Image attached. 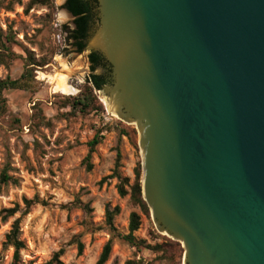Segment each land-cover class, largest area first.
I'll return each instance as SVG.
<instances>
[{"label": "water", "instance_id": "1", "mask_svg": "<svg viewBox=\"0 0 264 264\" xmlns=\"http://www.w3.org/2000/svg\"><path fill=\"white\" fill-rule=\"evenodd\" d=\"M55 0L66 52L139 132L141 195L183 264H264V0H96L82 51Z\"/></svg>", "mask_w": 264, "mask_h": 264}, {"label": "rangeland", "instance_id": "2", "mask_svg": "<svg viewBox=\"0 0 264 264\" xmlns=\"http://www.w3.org/2000/svg\"><path fill=\"white\" fill-rule=\"evenodd\" d=\"M0 29L12 37L5 64L0 65V80L19 78L26 64L34 69L25 89L1 93L0 176L4 171L16 183L0 180V210L17 205L22 211L24 200L39 202L25 215L18 212L0 221V264L11 263L13 249L4 244L5 234L19 217L23 243L19 264H41L60 249L63 264H95L109 240L105 264H183L181 245L179 256L164 240L168 237L156 230L150 211L149 218L143 215L128 195H118L116 178H108L116 161L117 173L128 179V185L137 162L142 177L136 125L107 112L95 91L102 110L79 113L66 105V99L84 86L87 67L65 50L55 0H0ZM62 72L68 74V94L53 90V79ZM97 133L103 138L90 155L87 171V143ZM124 188L128 191V186ZM106 207L118 208L112 226L121 235L128 233L129 214L139 216L133 235L143 245L131 247L112 237ZM156 245L162 250L145 248Z\"/></svg>", "mask_w": 264, "mask_h": 264}, {"label": "trees", "instance_id": "3", "mask_svg": "<svg viewBox=\"0 0 264 264\" xmlns=\"http://www.w3.org/2000/svg\"><path fill=\"white\" fill-rule=\"evenodd\" d=\"M63 8L70 13L74 19L72 21L73 28L68 29L67 40L71 42V45L75 48L77 52H80L85 47V42L89 37V33L91 30V25L94 22L97 16V2L96 0H66L63 4ZM12 41V37L9 34H4L0 29V65L5 64V57L8 56L9 52V44ZM88 62L90 63V73L85 78V84L82 87L81 91L74 97H69L66 99L67 104L69 105L72 112L85 113L89 109L98 108V110H102L101 104L98 103L96 96L93 94V91H99L103 88V86L107 83V78L105 74H95L94 69L97 67L105 68L107 67V63L104 58L97 51L89 52L87 56ZM42 64L36 65L41 66ZM31 64H26L24 67V71L21 73L19 78L17 79H9L5 78L0 80V108H3L4 100L1 97V93L4 90H16V89H25L26 83L29 80H32L33 75V67ZM102 135L97 133L94 137L87 143L88 152L85 156L84 162L86 165V170L89 171L91 169V165L89 163V158L91 153L94 150V147L98 145L102 140ZM118 158V157H117ZM118 163L116 161L112 174L108 178H116L117 180V193L119 196L124 197L126 195L129 196V201L133 206H136L140 212L149 218V209L147 204L142 198L141 195V170L140 163L137 162L133 169V182L128 185V179L119 177L117 173ZM0 180L3 183L11 182L15 184V179L10 178L3 171ZM102 182V181H101ZM128 186V191L124 188V186ZM36 198L32 200H24L23 209L20 211L19 207L16 205L12 208L2 209L0 210V221H6L8 218L14 216L18 212H20V216L25 215L29 212L30 208L33 205L38 204ZM118 208L114 207L110 210L108 207L105 208V222L108 226V229L112 233V237H116L119 240L127 243L131 247L138 248L143 245L142 241H137L134 237V232L138 230L140 225V218L135 212H131L128 218V233L126 235H121L116 232L115 228L112 226V220L115 214H117ZM19 218L15 219L9 231L5 234L4 244L13 249L12 259L10 264H19L20 261V251L23 249V243L19 240ZM164 240L170 245L174 246L177 254L181 256L182 249L180 244L176 241L168 239L164 237ZM146 249L160 251L162 248L158 245L154 247L145 246ZM78 253L81 252V245L78 244ZM111 249V241H107L97 258L95 264H105L108 260ZM62 255V250H58L54 252L51 258L43 262L41 264H63L60 260Z\"/></svg>", "mask_w": 264, "mask_h": 264}, {"label": "bare ground", "instance_id": "4", "mask_svg": "<svg viewBox=\"0 0 264 264\" xmlns=\"http://www.w3.org/2000/svg\"><path fill=\"white\" fill-rule=\"evenodd\" d=\"M68 74L59 73L53 79V90L54 92H59L62 94H68L71 91V87L67 84ZM109 113L113 116H116V113L108 110Z\"/></svg>", "mask_w": 264, "mask_h": 264}, {"label": "flooded vegetation", "instance_id": "5", "mask_svg": "<svg viewBox=\"0 0 264 264\" xmlns=\"http://www.w3.org/2000/svg\"><path fill=\"white\" fill-rule=\"evenodd\" d=\"M65 1H66V0H65ZM65 1H64V3H65ZM72 21H73V20H72ZM89 65H90V63H89ZM105 68H106V67H105ZM105 68H104V69H105Z\"/></svg>", "mask_w": 264, "mask_h": 264}]
</instances>
